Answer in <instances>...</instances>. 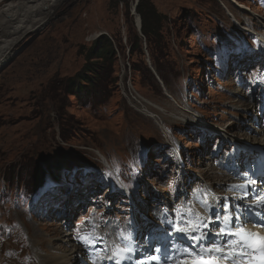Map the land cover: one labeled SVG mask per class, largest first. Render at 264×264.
<instances>
[{
	"label": "rangeland",
	"instance_id": "rangeland-1",
	"mask_svg": "<svg viewBox=\"0 0 264 264\" xmlns=\"http://www.w3.org/2000/svg\"><path fill=\"white\" fill-rule=\"evenodd\" d=\"M152 2L165 17L161 36H157L159 43L153 41L146 50L161 58L162 65L166 60L171 61L164 86L175 102L167 97L157 77L152 79L144 70L135 73L134 84L156 105L152 113L158 107V114L173 138L190 154L193 165L189 170L204 176V170L213 165L205 153L208 145L211 149L210 142L203 147L198 141L199 128L205 126L206 130L222 136V140L227 138L225 132L229 129L237 138L261 143L247 131L248 126H255L246 123L239 126L240 117L256 114L255 104L249 102L247 92L237 87L234 75L222 76L217 71L221 68L222 47L226 51L233 48L236 39L242 37V30L250 29L248 22L254 29L264 31V0ZM235 2L244 4L249 14L244 15ZM134 3L135 0H57L51 5L52 12L46 16L45 24L21 38L7 60L0 63L1 264H40L48 254H59L60 250H56L61 243L59 232H68L63 216L40 219L31 215V199L20 192L24 190V179L19 178L20 183L14 182L12 186L3 179L11 165L23 167L22 171L30 175L38 169L44 180L53 171L61 173L67 169L66 186H74L77 180L79 187H83L84 181L117 175V171L113 174L105 166L106 160L116 167L118 163L142 161L148 176L134 173L131 168L134 182L151 193H167L166 178L173 172L171 165L163 160L165 152L160 144L166 143L158 125L131 110L120 98L115 84L110 99L99 107L91 106L85 99L79 100L65 89L66 80L84 67L86 51L96 35L106 34L114 39L122 59L130 57L132 62L143 58L148 65L146 54L131 56L127 51L129 37L134 32L142 37L143 50L147 46L136 25L139 19L133 12ZM97 63L102 68V61ZM117 68L118 59L114 70ZM195 118L200 124L191 126ZM138 149L140 155L131 158ZM83 166L93 171L85 176ZM211 174L222 176L217 171ZM91 189L96 191L95 187ZM73 191L76 189L67 195L72 196ZM106 192L100 189L96 193L103 197ZM94 194L89 191L87 203L100 206L101 202L94 203ZM68 211L71 218L73 211ZM9 228L12 234L5 237Z\"/></svg>",
	"mask_w": 264,
	"mask_h": 264
},
{
	"label": "trees",
	"instance_id": "trees-1",
	"mask_svg": "<svg viewBox=\"0 0 264 264\" xmlns=\"http://www.w3.org/2000/svg\"><path fill=\"white\" fill-rule=\"evenodd\" d=\"M136 12L141 18V32L147 41L148 47L155 40L159 43L157 36H161L160 33L162 32L165 16L157 11L152 0H139ZM129 45L131 56L134 53L143 54L141 39L135 32L133 37H129ZM115 55L116 51L112 39L107 35H101L86 51V63L84 67L66 80L65 89L67 93L75 95L79 100L85 99L86 103H90L93 106L106 103L112 95V86L116 83V77H114ZM151 57L153 65L164 79L163 68L159 64L157 56L152 53ZM97 61H102V68L99 67ZM140 62H133L134 70L141 71L144 68L150 73L143 60L141 64H139ZM10 169L8 174L11 181L24 175L21 168ZM41 178L42 175L39 172L31 175V177L27 178L26 187L29 190L35 189L42 180Z\"/></svg>",
	"mask_w": 264,
	"mask_h": 264
},
{
	"label": "bare ground",
	"instance_id": "bare-ground-1",
	"mask_svg": "<svg viewBox=\"0 0 264 264\" xmlns=\"http://www.w3.org/2000/svg\"><path fill=\"white\" fill-rule=\"evenodd\" d=\"M56 1L57 0H0V63L7 60L11 50L21 38L34 32L45 24L47 21L46 16H49L52 12L51 5ZM235 3L239 9L244 11V15L249 14V12H246L247 7L244 4ZM256 17L258 19L263 18L260 16ZM236 91L240 93L239 89ZM242 93L241 95H243ZM249 107H252V105ZM254 130L255 134L253 138L264 144V130L261 128L255 129V127ZM215 171L216 169L214 167L209 170H204V177H208V181L212 182L217 189L225 187L229 179L224 177V175L212 176L211 173ZM217 173L219 172L217 171ZM108 208L110 207L108 206ZM59 235L60 237L58 239L61 243L56 249L60 250L59 254H48L46 261H40V264H71V262L74 264H82L78 258V253H82V250L74 243L71 233L64 231L63 234L59 232Z\"/></svg>",
	"mask_w": 264,
	"mask_h": 264
},
{
	"label": "snow or ice",
	"instance_id": "snow-or-ice-1",
	"mask_svg": "<svg viewBox=\"0 0 264 264\" xmlns=\"http://www.w3.org/2000/svg\"><path fill=\"white\" fill-rule=\"evenodd\" d=\"M257 203L260 204L261 206H264V196H259L257 199ZM229 207H230V205H229ZM185 211L191 212L192 209L188 208V209H185ZM197 216H198V220H188L186 222V224H182L180 222H172V221H169L168 223L172 224L175 231L179 232V233H183L186 235H191L194 232L200 233V235H192L193 240L199 241V240L203 239V237H204V233H203L202 229L209 226L206 223V220L211 219V218L199 216L198 213H197ZM216 219H219V217H217ZM229 219H230V217H228V216L224 217L225 221H228ZM243 232H244V230L240 229L236 233H231V232L227 231L224 227H221L219 229L218 235H240L241 236V239L238 241H236V240L230 241L228 251L234 252L235 249L232 247L233 245L239 244L241 242H243L245 244L248 243L247 237L242 235ZM260 239L262 241H264V237H260ZM130 251H131V249H120L119 245H117V253H116L117 255H119L120 252H130ZM156 251L161 252L162 250L160 248H157ZM207 251H209V252H211V251L224 252L225 249L220 247L219 245H213L211 248H208ZM241 254H243V253H241ZM150 259L153 261H157L158 259H160V257L153 255ZM183 264H218V262L212 261V260L197 259V260H193V261H184Z\"/></svg>",
	"mask_w": 264,
	"mask_h": 264
}]
</instances>
